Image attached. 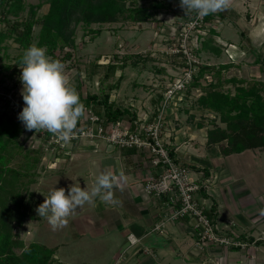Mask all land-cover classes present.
I'll return each instance as SVG.
<instances>
[{
	"label": "rangeland",
	"instance_id": "1",
	"mask_svg": "<svg viewBox=\"0 0 264 264\" xmlns=\"http://www.w3.org/2000/svg\"><path fill=\"white\" fill-rule=\"evenodd\" d=\"M25 1L35 5L43 3L38 9V16H42L49 9L47 0ZM157 2L161 3L162 7H159L146 21L134 22L128 16L121 15L116 20L94 22L91 28L99 29V34L88 32L82 23L72 22L69 30L73 28L71 34L74 39L73 45L66 46L63 51L62 48H58L55 55L65 64V73L78 94L80 91L84 95L87 92L95 93L100 98L108 94L109 101L130 111V115L125 117L126 125L130 126L131 122L134 123V120L138 119L141 122L144 121L143 119L151 122L156 114L164 110L165 120L167 117L169 121L168 124L165 123L168 126L164 131L170 132L174 138L176 136L178 139L183 137L184 140H190L191 144L196 147L190 146L191 148L186 149V153L199 157V161L197 159L195 161L200 163L202 170L208 171L207 167L202 166L206 164L204 159L211 157V151L216 149L217 153H220L217 155H222L217 161L223 160L224 155L221 154L218 144L207 143V132L215 124L224 126V123L216 112L197 105L196 99L202 93L201 87H190L189 89L186 87L185 90L188 89V92L185 90L182 92V100L169 101L162 109L168 89L174 85L176 79L184 76V58L176 52L180 43H184L180 32L184 36L190 35L187 44L198 49L195 54L199 63L216 67L224 63H232V66L223 70V78L237 76L250 82L254 79L264 80V71L261 70L260 63L256 62L257 57L264 59V0H232L230 8L226 10L227 16L222 18L219 16L220 12L213 13V19L205 21L204 29L200 32L191 30L193 25L188 26L196 13L191 12L186 15L185 10L180 7V0H128L127 5L151 8V5ZM25 15L22 13L21 16ZM21 16L19 19L22 18ZM211 26L219 32V36L215 39L222 47L220 55L201 49L200 40L208 36ZM6 28L7 23L1 20L0 13V31ZM34 30V35H36L39 26L36 25ZM248 37L251 39L252 50L244 47L248 44ZM66 51L71 52V57L64 60L63 56ZM22 52L25 50L12 38L0 45L3 62L15 64ZM46 54L51 57L47 52ZM128 54H139L144 58L138 64H132L133 57L128 60L126 66L117 68L112 76L106 78L108 65L113 62L121 63L124 56ZM22 66V64L18 65V70L13 76H10L12 72L10 69L0 71V114L8 113L18 118L25 106L21 95ZM211 78L212 74L207 75L206 80H201L202 84H206ZM224 88L233 89L234 86L227 83ZM80 100L83 103L81 98ZM96 107L103 109L102 106ZM132 112L137 117L132 118ZM22 126L23 132L18 139L21 152L12 165L17 168L25 167L26 162L31 161L35 155L39 157V161L29 172V177L33 181L22 190L25 200L31 207L29 215L33 213V216L27 217L20 228L16 227L15 233L27 245L31 241H38L52 246L61 240L64 244L60 247L58 255L63 264H78L80 261L88 264H113L116 259L112 255L114 253L112 250H115V243L119 244L117 236L121 235L118 228V230L112 228L109 231L110 227H107L105 234L95 228L84 231L85 226L82 229L83 226L75 222V218L79 216L77 210L80 206L73 213L74 216L72 214L67 218L66 227L53 230L45 218L37 215L36 209L55 187L65 188L67 194L69 187L73 184L81 185L80 187L83 188V183L86 185L90 178L96 180V176L105 169L104 162L100 163L98 159L103 153L107 155L105 146L99 142H105L109 147L115 145L100 137L72 138L66 144L48 131H28L23 124ZM92 126L86 128H93ZM80 128L79 125L76 129ZM255 150L254 154L261 155L264 160V149ZM27 151H29V156L25 157ZM178 160L181 161L180 158ZM191 164L197 165L193 162L189 166ZM257 164L245 162L241 160V157L238 161L230 162L231 168L244 170V177L250 171L249 179L256 180L259 184L257 189L262 190L264 194V162ZM190 168L194 169L191 166ZM29 177L25 179L28 180ZM237 180L239 181L238 178ZM244 185L248 186V184ZM240 190L246 191L242 189V185L238 186V191ZM112 192L113 195L120 197L117 190ZM120 193L130 197L125 190ZM97 199L100 200V196L95 197L92 203L94 200L98 202ZM218 199L221 200L220 197ZM88 203L86 202L83 206ZM121 213L123 219L129 214L125 209ZM244 218L249 220L248 217ZM244 218L241 220H245ZM238 226L237 229H239ZM220 234H225V231L220 230ZM246 248L248 249V246ZM16 250L20 251V249Z\"/></svg>",
	"mask_w": 264,
	"mask_h": 264
},
{
	"label": "trees",
	"instance_id": "2",
	"mask_svg": "<svg viewBox=\"0 0 264 264\" xmlns=\"http://www.w3.org/2000/svg\"><path fill=\"white\" fill-rule=\"evenodd\" d=\"M127 1L47 0L48 11L38 16L37 12L43 5L42 2L35 5L25 0H0L1 20L7 23V28L0 31V45L9 38H12L24 50L36 44L38 47H44L52 58L59 60L55 55L56 50L62 48L63 51L66 46L73 45L74 39L71 37L73 28L69 30L72 22L82 23L88 32L99 34V29L91 28L94 22L116 20L121 15L128 16L134 22L146 21L159 7H162V4L158 2L151 5V8L128 6ZM22 13L26 15L22 17ZM213 15L212 13L204 16L205 21L212 20ZM19 16L22 18L19 19ZM219 16L225 18L226 11H220ZM36 25L39 26V30L34 35ZM207 35L200 40L201 49L220 55L222 47L215 39L219 36L218 30L211 26ZM247 39L248 44L244 47L252 50L251 39L250 37ZM197 51L198 49L194 48V52L197 53ZM23 54L24 52L17 57L15 64L3 62L0 55V71L10 69L12 70L10 76H13L18 70V65L22 64ZM69 57L71 52L66 51L64 60ZM133 57L132 64H138L144 58L139 54L125 55L121 63L113 62L108 65L106 78L112 76L117 68L126 66L128 60ZM256 62L260 63L261 70L264 71V59L257 57ZM196 66L197 71L193 74L187 88L200 86L202 93L196 99L197 105L216 112L224 123V126L215 124L208 129L207 143L218 144L223 155L241 153L247 149H264V80L254 79L250 82L237 76L223 78V70L232 66V63H224L216 67L198 62ZM209 74H212L211 80L202 84L201 80H206ZM227 83L233 84L234 88H224ZM80 87L79 85L78 88ZM79 96L85 109H92L106 121L125 120V117L130 115V111L109 101L108 94L100 98L95 93L87 92L84 95L80 91ZM96 106H102L103 109H97ZM133 117H137L134 112H132ZM81 119L82 117L77 127L81 124ZM21 123L17 117L8 113L0 114V264H54L53 248L38 241H31L27 245L15 233L16 227L20 228L27 217L33 216V213L29 215L31 207L25 200L22 190L33 181L29 177V172L39 161V157L35 155L31 161L26 162L25 167L17 168L12 165L21 152V145L18 144V139L23 132ZM170 152L173 157H176L173 150L170 149ZM28 156L29 151L25 152V157ZM189 164L186 165L198 169L197 165L189 166ZM204 173L207 174L208 171L205 170ZM26 177H29L28 180L25 179ZM212 214V212L207 213L215 223V218L211 217Z\"/></svg>",
	"mask_w": 264,
	"mask_h": 264
},
{
	"label": "crops",
	"instance_id": "3",
	"mask_svg": "<svg viewBox=\"0 0 264 264\" xmlns=\"http://www.w3.org/2000/svg\"><path fill=\"white\" fill-rule=\"evenodd\" d=\"M168 122L166 117L165 123ZM167 126L165 125L164 130ZM170 134L163 131L164 140L170 144L169 147L176 157L180 158L181 162L183 160L182 163L196 162L199 166L198 169H192V177L199 182L209 181L208 187L204 186L203 191L197 193L198 199L205 202L206 213L212 212L211 217L215 218V224L225 228L223 231L236 233L237 239L246 243L248 249L246 246L222 247L217 243L201 246L198 234L188 218L168 219L173 207L168 205L167 197L149 195L144 190V180L154 172L147 151L137 147H109L102 141L99 143L105 146L107 155L103 153L101 158L98 156V160L105 164L102 172H110L116 177L112 191L117 190L120 197L113 195L109 202L97 199L98 202L94 200L93 203L81 206L77 210L79 216L75 218V222L82 225V229L85 226L84 231L95 228L105 234L107 227H110L109 231L112 228L119 229V244L115 243V250H112L116 259L113 264H264V214H261L264 209V194L262 190L257 189L259 184L256 180L249 179L250 171L244 177V170H235L230 166L231 161H238L240 157L245 162L259 165L264 162L262 156L254 154V149H247L241 153L224 155L223 160L217 161L222 155L218 156L220 153L214 149L211 151V157L204 159L206 164L202 167L208 168V173L204 174L200 163L195 161H199V157L186 153V149L193 146L192 142L184 140L183 137L174 138ZM94 184V178H90L82 187L86 186L89 191ZM240 185L246 191H238ZM123 190L127 191L130 197L121 195L120 191ZM123 209L131 213L125 219L122 218ZM242 218L245 220H241ZM163 219L165 223L161 230L155 229V224ZM63 244L59 240L49 246L55 251L54 264H63L58 255ZM78 264L88 263L80 261Z\"/></svg>",
	"mask_w": 264,
	"mask_h": 264
},
{
	"label": "built area",
	"instance_id": "4",
	"mask_svg": "<svg viewBox=\"0 0 264 264\" xmlns=\"http://www.w3.org/2000/svg\"><path fill=\"white\" fill-rule=\"evenodd\" d=\"M205 23L204 17L198 18L196 14L195 18L189 21L188 26L193 25L191 30L200 32L204 29ZM180 36H183L184 43H180L176 52L184 58V76L176 79L174 85L168 89L162 109L169 101L182 100V92L192 80L197 69L196 64L199 62L194 47L187 44L190 35L184 36L180 32ZM163 111L156 114L151 122L147 121L148 119H143L142 122L134 120L129 126L123 119L106 121L88 108L85 109L83 120L81 119V128L74 131L73 138L100 137L115 146L146 150L154 172L146 177L143 187L149 195L167 197L168 205L173 207L168 219L188 218L198 234V242L201 246L217 243L227 247H245L246 243L237 239L236 233L229 234L226 230L225 234H220V230L225 228L219 227L208 217L205 202L198 199L197 193L204 186L208 187L209 181L199 182L198 179H194L191 175L192 169L178 160V157L172 156L169 143L165 142L163 137L166 116ZM88 126L93 128L87 129ZM133 126L135 127L132 128ZM164 223L165 219L156 223L154 228L161 230Z\"/></svg>",
	"mask_w": 264,
	"mask_h": 264
},
{
	"label": "clouds",
	"instance_id": "5",
	"mask_svg": "<svg viewBox=\"0 0 264 264\" xmlns=\"http://www.w3.org/2000/svg\"><path fill=\"white\" fill-rule=\"evenodd\" d=\"M231 3L232 0H180V7L186 15L195 12L200 18L226 11ZM22 65L21 95L25 106L18 119L28 131H48L62 142L69 143L78 121L85 115V105L69 82L65 64L48 56L44 47L32 44L23 54ZM115 182L116 177L112 173L100 172L91 191L73 184L66 194L65 188L55 187L47 196L44 195L45 199L36 213L45 218L53 230L66 227L67 218L77 207L91 203L97 196L104 201L111 200ZM261 214H264V209Z\"/></svg>",
	"mask_w": 264,
	"mask_h": 264
}]
</instances>
